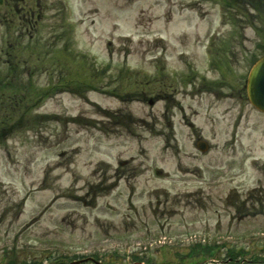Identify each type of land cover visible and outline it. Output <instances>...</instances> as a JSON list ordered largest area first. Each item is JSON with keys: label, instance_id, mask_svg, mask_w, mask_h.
<instances>
[{"label": "rangeland", "instance_id": "1", "mask_svg": "<svg viewBox=\"0 0 264 264\" xmlns=\"http://www.w3.org/2000/svg\"><path fill=\"white\" fill-rule=\"evenodd\" d=\"M33 1L34 43L0 23L1 60L12 43L33 70L0 117V237L20 227L151 264H225L234 247L238 263L264 264V114L245 91L264 0ZM149 82L143 99L122 93ZM198 240L224 247L202 255Z\"/></svg>", "mask_w": 264, "mask_h": 264}, {"label": "flooded vegetation", "instance_id": "2", "mask_svg": "<svg viewBox=\"0 0 264 264\" xmlns=\"http://www.w3.org/2000/svg\"><path fill=\"white\" fill-rule=\"evenodd\" d=\"M0 237V264H68L72 260L59 257L55 252H32L20 249L28 243L42 245H64L58 242H44L43 239L30 240L26 238L23 228H14L7 231ZM17 238V242L15 239ZM5 246L4 248H1ZM94 261V262H93ZM93 261H88L89 264H96V258ZM102 261V260H100ZM102 262L122 263V264H137L135 261L107 260Z\"/></svg>", "mask_w": 264, "mask_h": 264}, {"label": "trees", "instance_id": "3", "mask_svg": "<svg viewBox=\"0 0 264 264\" xmlns=\"http://www.w3.org/2000/svg\"><path fill=\"white\" fill-rule=\"evenodd\" d=\"M5 2L6 3H10V4H12V3L25 4L24 7L22 8L23 13L25 14L24 15V19H26V21H28V19L31 18L30 17L31 16L30 10L32 11L33 7H30V5L28 7V4L33 3V0H14V1H12V0H0V3H5ZM235 3H238L237 0L230 1L229 7H233ZM13 5H15V4H13ZM238 6H239V3H238ZM260 47L262 48V50L264 49V42L260 45ZM32 50L34 51L35 48L33 47ZM12 59H13V57H12ZM54 64L56 65V67L58 69L59 77H67L68 76V74L66 72V69H65V62H63L61 60L60 61L57 60V63H54ZM7 67H8L9 71L7 72V74H5L3 77L0 78V83L5 85L3 87H0V92H1L0 93V100L4 98L2 93L4 92V89L6 87L9 90V94H8L9 98L11 97V99H21L22 100V98L24 99V96L23 95L20 96V92H22L24 90L25 86H26V83L24 84L23 81H22V75L24 74L23 70L26 69V65H25V63L21 62L20 60L17 61V60L13 59V60L10 61V63H7ZM22 68H23V70H21ZM31 71H33V70H31ZM31 71H28V75H31ZM77 78L79 79V81L80 80L85 81L87 79L86 77L82 78L81 76H77ZM136 83L137 82H134V85L139 88V86H137ZM149 84L150 83H146V84L143 85V87H141L138 90L136 89L135 91H125L124 92V90H123L122 93H123V95L130 96L131 98L129 100L143 99V97L140 96L139 93L141 91L142 92L146 91V89H148L149 86H150ZM120 85H121V87L123 89L126 86V85H123V84H120ZM28 86L29 87L31 86L30 82H28ZM116 91L117 90H115V92ZM44 93H46V92H44ZM44 93L41 92L40 95L43 97ZM40 95H39V97H40ZM115 95H117V94L115 93ZM28 97H31V96H28ZM13 114L14 113H12L11 116H13ZM5 117H7V116H5ZM3 119L6 120L7 118H3ZM0 125H2L1 121H0ZM2 128H3V126L0 127L1 130H3ZM203 249H204V251L205 250L209 251L210 248H208V247L205 248L204 247Z\"/></svg>", "mask_w": 264, "mask_h": 264}, {"label": "water", "instance_id": "4", "mask_svg": "<svg viewBox=\"0 0 264 264\" xmlns=\"http://www.w3.org/2000/svg\"><path fill=\"white\" fill-rule=\"evenodd\" d=\"M247 96L251 104L264 112V55L252 66L247 79ZM198 148L206 149L203 142Z\"/></svg>", "mask_w": 264, "mask_h": 264}]
</instances>
